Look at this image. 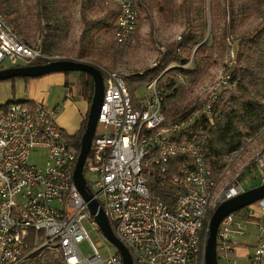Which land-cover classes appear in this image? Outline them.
<instances>
[{"label":"built area","instance_id":"obj_1","mask_svg":"<svg viewBox=\"0 0 264 264\" xmlns=\"http://www.w3.org/2000/svg\"><path fill=\"white\" fill-rule=\"evenodd\" d=\"M108 2L119 13L116 41L132 42L139 24L136 0ZM52 60L0 13V70L10 68L5 61L15 67ZM102 74L104 97L84 166L90 193L128 249L132 264H206L214 210L245 191L237 186L218 196L214 168L192 131L199 121L212 120L221 92L216 88L201 107L169 123L157 80L145 87L141 107L135 108L126 76L110 70ZM58 111L43 102L0 104V264H24L46 250L59 255L62 264H123L118 250L102 255L106 240L74 181L77 150L57 123ZM34 151L45 153V167L30 162ZM178 155L187 160L170 181L183 192L171 210L150 191L148 174L166 179L169 163ZM257 164L263 173L256 180L263 184L264 153ZM247 226L256 229L251 263L264 264V198L221 222L218 263H237L233 235ZM85 241L91 255L82 249Z\"/></svg>","mask_w":264,"mask_h":264},{"label":"rangeland","instance_id":"obj_2","mask_svg":"<svg viewBox=\"0 0 264 264\" xmlns=\"http://www.w3.org/2000/svg\"><path fill=\"white\" fill-rule=\"evenodd\" d=\"M194 3V0H190ZM17 15L20 17L16 21V15L8 17L18 32L30 43L38 44L43 49L44 33L41 28L44 26L39 24L38 10L35 6L36 0H14ZM209 2L207 0L206 11L201 10L203 19H196V24H202L204 20L207 21L206 40L209 43H214L213 49L209 50L204 61L207 68L206 73L201 76L196 83L184 80L181 75L177 77L178 90L174 91L172 98L167 99L165 103V112L168 117V122L176 121L201 107L212 91L216 88L221 93L224 90L234 89L235 85L229 84V76L232 70L237 65V48L241 36L252 32L261 23L260 16H250L247 19H242L238 10L239 0H234L235 5V28L230 39H222L218 36L216 39L211 34V14L209 9ZM217 7V17L213 18L219 24L218 30L227 25L230 16V0H214ZM228 6V7H227ZM85 10L88 19L94 20L103 17L109 10H117V7L108 0H104L103 4H98L96 1L89 2L88 0H73L68 4L59 3L54 6V19L59 22L58 29L49 28L53 39L50 42V51L44 53L53 60L55 59H76L93 63L98 68L104 71H117L124 74L126 77H132L136 73H145L147 70L157 68L159 66V57L166 50V46L181 39V34L187 26L184 17L178 15L173 24H167L157 10H153L152 14L148 15L146 11L139 9V24L137 33L134 34L133 41L126 44H119L114 35L109 33L106 29L99 32L89 33L87 41L94 42V52L99 55L85 56L79 58L78 50L80 47V37L85 27V22L82 16V10ZM197 15H195V18ZM194 17V16H193ZM44 21V20H43ZM155 22V29H152L151 23ZM94 35V36H93ZM193 53L189 62L184 65H172L169 69L178 68H192L196 63L194 62ZM22 65V64H21ZM5 67L13 66L9 61H5ZM168 69V70H169ZM76 76L73 84L76 85V93L80 94V80L81 72H71ZM21 79V78H15ZM0 82L4 84L7 81ZM147 92L145 87H141L136 96L142 102L144 94ZM264 99V86L260 85L255 91ZM133 97V96H132ZM185 114V115H184ZM200 135L199 132L196 133ZM194 133V137L196 136ZM203 134V133H202ZM196 138V137H195ZM264 153V126L261 127L254 135L246 136L243 140V145L238 153H230L222 157L217 162L211 161L214 168V173L217 179L216 192L218 196L223 194L232 187L242 186L243 190L258 186L259 175L263 173L259 169L257 161ZM45 153L43 151H34L31 155L30 162L45 167ZM215 164H214V163ZM90 229V226L87 225ZM242 232V231H241ZM94 241H97L94 232L91 233ZM256 229L253 226H247L242 233H234L235 251L233 258L237 259L235 264H252L251 255L256 248ZM104 246L102 247V255L104 257L109 254H114L117 248L107 239L103 234ZM82 249L86 255H91L92 251L89 243L85 241L82 243ZM48 251V250H46ZM44 252L36 255L35 264H44ZM54 258H60L59 255L52 253ZM62 264V263H61ZM222 264V263H218ZM234 264V263H233Z\"/></svg>","mask_w":264,"mask_h":264},{"label":"trees","instance_id":"obj_3","mask_svg":"<svg viewBox=\"0 0 264 264\" xmlns=\"http://www.w3.org/2000/svg\"><path fill=\"white\" fill-rule=\"evenodd\" d=\"M72 1L36 0L35 6L39 8V24L44 25L41 30L44 33L42 50L45 52L50 51V42H52L54 36L50 33L52 31H48L49 28L54 26V29H58L59 26V22L54 19V6H58L59 3L68 4ZM88 1L93 3L96 1L101 5L104 0ZM136 2L139 9L146 11L148 15H151L154 9L157 10L167 24H173L178 15L184 17L187 22V26L181 34V39L166 46V50L158 59L160 64L157 68L147 70L143 74L136 73L132 77H126V83L134 99V107L140 108L141 101L136 93L141 87H146L153 81L157 80L158 86L164 90L166 100L172 98L174 91L178 90V75H181L184 80L196 83L207 71L204 61L209 60L205 56L209 50L213 49L214 43H209L208 40L205 41L207 21L204 20L202 24L195 23L196 19H203V16L198 17V15H201V10L206 11L207 0H194V3H191L190 0H136ZM235 6L237 5H235L234 0H230L228 23L219 31V24L216 20H213L217 17V7L214 0H210L211 34L214 39L220 35L222 39H230L235 28ZM236 12H239L238 15L242 19H247L250 16H260L261 23L252 32L240 37L236 50L237 65L229 76V84L235 85V88L224 90L220 94L212 120L205 118L192 129L195 134L200 133L198 136L196 134V141L203 144L207 156L216 162L225 155L238 151L242 147L246 136L254 135L264 126V99L258 93H255L260 85L264 86V0H239ZM0 13L5 14L7 17L16 15V21L20 20L14 0H0ZM118 15V11L112 9L107 11L103 17L91 20L87 18L85 10H82L85 27L80 37L79 58L99 55V53L94 52L92 39L87 41V35L99 32L102 29H106L114 35ZM195 15H197V18H195ZM151 26L152 29H155L154 21H152ZM194 52V62L196 61V63L192 68L169 69L172 65H186ZM79 80L80 95L88 102L90 109L94 95L93 78L89 74L81 72ZM88 114L89 110L83 119L80 130L76 134H64L77 150V157L81 150V141L86 130ZM186 160L187 157L184 155H178L172 159L165 173L166 179L161 180L150 173L148 174L150 191L164 201L171 210H175L177 198L183 191L180 187L174 185L170 179L179 173L181 165ZM43 258L45 259L44 264L62 263V259L54 258L50 251H45ZM35 263V260H29L24 264Z\"/></svg>","mask_w":264,"mask_h":264},{"label":"water","instance_id":"obj_4","mask_svg":"<svg viewBox=\"0 0 264 264\" xmlns=\"http://www.w3.org/2000/svg\"><path fill=\"white\" fill-rule=\"evenodd\" d=\"M206 41V39H205ZM204 41V42H205ZM203 42V43H204ZM55 72H84L94 81V95L90 105L86 130L81 141V150L73 173L74 181L84 199L88 202L89 210L101 227L103 234L117 248L123 264H132L128 249L118 240L110 221L97 199L90 193L84 176V166L93 138L97 131L99 114L103 102L105 84L100 68L93 63L76 59H55L45 64L15 66L0 70V82L15 78H34ZM264 198V183L243 191L242 193L220 203L214 210L206 247V264H218L217 233L221 222L230 214L248 207Z\"/></svg>","mask_w":264,"mask_h":264},{"label":"crops","instance_id":"obj_5","mask_svg":"<svg viewBox=\"0 0 264 264\" xmlns=\"http://www.w3.org/2000/svg\"><path fill=\"white\" fill-rule=\"evenodd\" d=\"M75 77L72 73L55 72L41 77L12 79L0 84V104L18 100L59 107L58 125L64 134L74 135L80 130L89 110L88 102L76 93Z\"/></svg>","mask_w":264,"mask_h":264}]
</instances>
